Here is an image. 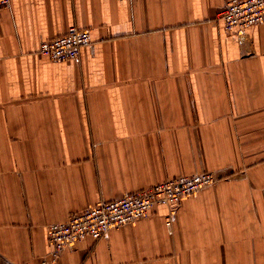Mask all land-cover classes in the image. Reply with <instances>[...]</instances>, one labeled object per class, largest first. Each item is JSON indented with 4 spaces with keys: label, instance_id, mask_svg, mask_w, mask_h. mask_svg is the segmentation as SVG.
I'll list each match as a JSON object with an SVG mask.
<instances>
[{
    "label": "crops",
    "instance_id": "0c3cea01",
    "mask_svg": "<svg viewBox=\"0 0 264 264\" xmlns=\"http://www.w3.org/2000/svg\"><path fill=\"white\" fill-rule=\"evenodd\" d=\"M227 0H12L0 9V264H264V23ZM90 30L81 61L42 41ZM215 183L49 259L46 227L182 174Z\"/></svg>",
    "mask_w": 264,
    "mask_h": 264
},
{
    "label": "built area",
    "instance_id": "2783aa9c",
    "mask_svg": "<svg viewBox=\"0 0 264 264\" xmlns=\"http://www.w3.org/2000/svg\"><path fill=\"white\" fill-rule=\"evenodd\" d=\"M12 0H0V9L9 7ZM228 33H242L264 23V0H227L220 12ZM93 43L90 30L71 25L66 32L41 42L39 53L54 61L80 62L84 47ZM213 172L205 170L172 177L150 188L127 194L119 199L101 200L91 207L74 212L64 222L46 227L49 260L57 261L62 252L88 236L100 239L112 229L121 228L138 219L150 216L158 204L168 207L166 224L171 227L184 199L215 183Z\"/></svg>",
    "mask_w": 264,
    "mask_h": 264
}]
</instances>
